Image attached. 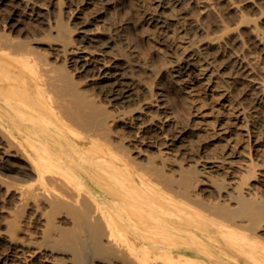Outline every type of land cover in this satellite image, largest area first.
Masks as SVG:
<instances>
[{
    "label": "bare ground",
    "instance_id": "obj_1",
    "mask_svg": "<svg viewBox=\"0 0 264 264\" xmlns=\"http://www.w3.org/2000/svg\"><path fill=\"white\" fill-rule=\"evenodd\" d=\"M54 2L0 0V264H264V0Z\"/></svg>",
    "mask_w": 264,
    "mask_h": 264
},
{
    "label": "rangeland",
    "instance_id": "obj_2",
    "mask_svg": "<svg viewBox=\"0 0 264 264\" xmlns=\"http://www.w3.org/2000/svg\"><path fill=\"white\" fill-rule=\"evenodd\" d=\"M56 2V0H35V2L38 4V5H44V6H42V7H44V8H46V5H47V7H49V6H51V8H53L52 10H54V8H56L55 7V5H52L53 4V2ZM54 2V3H55ZM52 12V11H51ZM50 12V15H47V16H50L52 19H54V12H52L51 13ZM111 13H112V11H111ZM52 14V15H51ZM18 19H17V18ZM10 23V24H9ZM12 23V24H11ZM5 25H8V26H6L5 27ZM43 25V26H42ZM12 27V28H11ZM43 27H45V24H40V23H38V21H36V20H34V18H33V16L31 15L30 16V14H29V12H27V10H25V11H21L20 13H16V12H14L13 10H10L9 12H0V30H3V29H5V30H7L8 32H11L10 34H13L14 36H16V37H18V36H21L23 39H26V38H29L30 36H33L34 34L36 35V34H38L39 33V36H43V34L45 33V31H44V28ZM12 30H11V29ZM15 30H14V29ZM9 29V30H8ZM13 31H14V33H13ZM146 32V33H145ZM16 33V34H15ZM30 33V34H29ZM34 33V34H33ZM144 35H141L142 37H141V44H140V47H139V49H138V53H139V60H140V64H142L141 66H142V68H144L145 70H147L148 71V73H146V75H150V74H152L150 71H151V69H149L150 68V66H147L146 65V60L148 59V60H151L152 61V59H153V61L154 62H156V63H154L153 61H152V66L154 67V69H155V71L154 72H157L159 75H160V77L158 76V78L159 79H161V81L163 82V81H165V80H167V81H165V85H164V88H168V87H170V83L168 82V78H165L164 77V75H162V74H160V71H158V69H160V68H158V69H156V67H159L158 65H161V62L160 61H163V59L166 57V58H170L171 56L169 55V53H168V48L165 46V51H163L164 53L163 54H165V55H160L159 57V60H157L158 59V57H157V53L158 52H156L157 50H156V44H154V43H156V40H155V38H152V36L149 34V31L147 32V31H144V33H143ZM18 35V36H17ZM148 35H150L151 36V38H150V36H148ZM28 36V37H27ZM38 36V35H37ZM147 36V37H146ZM21 37H18V38H21ZM146 38V39H145ZM143 39V40H142ZM147 39H151L150 41H152V42H150L149 40H147ZM145 40V41H144ZM147 40V41H146ZM155 40V41H154ZM149 41V42H148ZM158 41V40H157ZM154 42V43H153ZM122 43H124V42H122ZM126 43H124L123 45H124V48L125 47H128L127 45H125ZM146 44H148L147 46H146ZM41 45H43V46H45L44 44H41ZM143 45V46H142ZM47 46V45H46ZM143 47V48H142ZM142 48V49H141ZM146 49H148V50H146ZM125 50V52H128L129 51V53H130V48H126V49H124ZM142 50V52H140V51ZM149 51H151V53L149 52ZM156 52V53H155ZM166 52V53H165ZM144 53H147V54H144ZM150 53V54H149ZM168 53V54H167ZM260 53H262L263 54V52L262 51H260ZM260 53H258V54H260ZM152 54V55H151ZM157 58H156V57ZM162 56H164V58L162 59ZM170 56V57H169ZM155 59H156V61H155ZM160 62V63H159ZM154 64V65H153ZM157 65V66H156ZM90 73H92V72H90ZM157 74V75H158ZM87 74L85 73V76H86ZM148 75V76H149ZM162 75V76H161ZM152 76H153V74H152ZM157 77L156 78H154V77H152V79L153 80H159ZM168 85V86H167ZM207 93H203V96H206V99H207V104H206V110H208V111H210V118H212V117H214L216 114H215V112H213L212 111V103H213V101H211L210 99V96H209V94H207ZM211 101V102H210ZM117 105V107H120V106H123V105H121V103L120 104H116ZM120 105V106H119ZM212 111V112H211ZM188 121L186 120V122H185V120H184V123H187ZM158 123H160V122H158ZM124 126V125H123ZM155 127V126H154ZM188 127H192L191 126V124H189L188 125ZM125 128V127H124ZM129 129V128H128ZM152 133L151 134H153L154 133V131H151ZM195 134V135H194ZM185 145V146H184ZM184 145H182V146H179V147H175V149H176V151L174 150V154H177L178 156H180V158L182 157L183 158V160L185 161V162H188V160L189 161H191V160H195L198 156H199V154H201L202 152H203V149H206L207 148V150H209L208 152H210V154H212V155H217L218 154V150H217V148H216V146L214 145L213 146V144H211V141H210V139H208V138H206V136L205 135H203V134H196V133H193V134H191L189 137H187V139L185 140V142H184ZM206 148H205V147ZM152 150H155V148L154 149H152ZM200 150V151H199ZM181 158V159H182ZM3 164H5V158L3 157V155L0 153V165H3ZM1 169V168H0ZM4 171H6V173H9V172H7V170L5 169ZM0 173H2V174H4V172L2 171V169L0 170ZM5 175V174H4ZM10 175H8V174H6V177H9ZM12 176V175H11ZM11 176L9 177V178H11ZM6 188L5 187H3V186H1V184H0V193L2 194V195H0V222L3 220V218H4V216L6 215L5 213L7 212L6 211V209H7V207L10 205V204H12V202H13V198L12 197H6L5 195V197H3V194H5V192H6V190H5ZM0 229L2 230V231H4L5 230V226L3 225V224H0ZM10 242H9V240L7 239L6 240V237L3 235V236H0V248L1 249H4V248H7L10 244H9Z\"/></svg>",
    "mask_w": 264,
    "mask_h": 264
}]
</instances>
